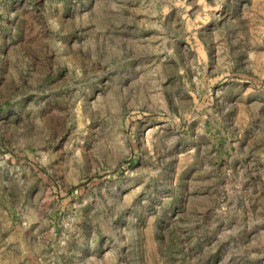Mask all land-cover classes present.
Returning a JSON list of instances; mask_svg holds the SVG:
<instances>
[{"label": "rangeland", "instance_id": "rangeland-1", "mask_svg": "<svg viewBox=\"0 0 264 264\" xmlns=\"http://www.w3.org/2000/svg\"><path fill=\"white\" fill-rule=\"evenodd\" d=\"M0 264H264V0H0Z\"/></svg>", "mask_w": 264, "mask_h": 264}]
</instances>
